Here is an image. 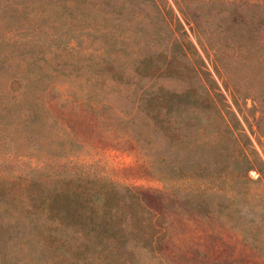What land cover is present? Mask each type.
<instances>
[{
  "label": "rangeland",
  "instance_id": "obj_1",
  "mask_svg": "<svg viewBox=\"0 0 264 264\" xmlns=\"http://www.w3.org/2000/svg\"><path fill=\"white\" fill-rule=\"evenodd\" d=\"M32 56L52 73L49 122L75 161L159 197L164 250L138 264H264V182L239 173L229 143L216 155L217 118L187 129L179 149L143 109L159 90L210 92L211 78L264 163V0H0V88L20 90ZM23 167L0 146V182ZM192 195L213 213L193 212ZM11 212L0 264H100L62 260L40 240L45 219Z\"/></svg>",
  "mask_w": 264,
  "mask_h": 264
},
{
  "label": "trees",
  "instance_id": "obj_2",
  "mask_svg": "<svg viewBox=\"0 0 264 264\" xmlns=\"http://www.w3.org/2000/svg\"><path fill=\"white\" fill-rule=\"evenodd\" d=\"M75 33L70 31L65 38L77 37ZM37 62L36 56L26 59L28 70L21 78L20 90L0 88V146L6 147L10 161L19 166L25 164L0 182V197L6 198L0 200V248L7 244L6 234L11 229L5 219L16 210V216L48 222L40 240L58 251L62 260L138 264L141 256L160 258L167 227L159 197L116 183L75 161L71 148L75 143L60 136L49 122L52 117L46 99L54 85L53 76L43 72ZM145 67L144 71L150 72L151 67ZM208 79L210 92L159 90L146 97L143 109L162 135L179 149L186 146L187 129L197 130L209 114L215 116L219 123L214 131L216 155L224 159L229 143L236 151L239 173L247 176L254 170L259 174L257 179L264 182L262 159L234 112L228 105L224 109L216 99L214 94L220 98L222 94ZM236 109L239 112L237 106ZM193 141V147L207 148L206 144ZM187 202L197 214L213 213V207L201 195H192ZM232 204L225 201L222 210L242 211L230 209ZM217 208L221 211L219 205ZM253 211L248 207L247 214ZM255 212L263 214L262 208Z\"/></svg>",
  "mask_w": 264,
  "mask_h": 264
}]
</instances>
